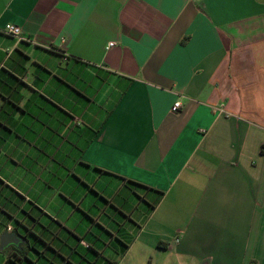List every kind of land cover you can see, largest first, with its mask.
Segmentation results:
<instances>
[{
    "label": "crops",
    "instance_id": "crops-1",
    "mask_svg": "<svg viewBox=\"0 0 264 264\" xmlns=\"http://www.w3.org/2000/svg\"><path fill=\"white\" fill-rule=\"evenodd\" d=\"M8 23L0 264H264V0H0Z\"/></svg>",
    "mask_w": 264,
    "mask_h": 264
},
{
    "label": "built area",
    "instance_id": "built-area-1",
    "mask_svg": "<svg viewBox=\"0 0 264 264\" xmlns=\"http://www.w3.org/2000/svg\"><path fill=\"white\" fill-rule=\"evenodd\" d=\"M0 31H2L3 33H6L8 35H11L13 37H17L18 39H22V28L20 25L15 24V23H8L6 24L4 27L0 28ZM116 45L115 41H111L109 42L107 48H111L113 46ZM182 101L181 100H177L174 102L173 106H172V110L174 112H178L181 110L182 108Z\"/></svg>",
    "mask_w": 264,
    "mask_h": 264
},
{
    "label": "water",
    "instance_id": "water-1",
    "mask_svg": "<svg viewBox=\"0 0 264 264\" xmlns=\"http://www.w3.org/2000/svg\"><path fill=\"white\" fill-rule=\"evenodd\" d=\"M20 242L21 239L16 234L11 232H5L1 236L0 249L4 250L9 244H19Z\"/></svg>",
    "mask_w": 264,
    "mask_h": 264
},
{
    "label": "trees",
    "instance_id": "trees-1",
    "mask_svg": "<svg viewBox=\"0 0 264 264\" xmlns=\"http://www.w3.org/2000/svg\"><path fill=\"white\" fill-rule=\"evenodd\" d=\"M264 151V150H263ZM160 246L166 247L168 245V243L164 242V241H160L159 242Z\"/></svg>",
    "mask_w": 264,
    "mask_h": 264
}]
</instances>
